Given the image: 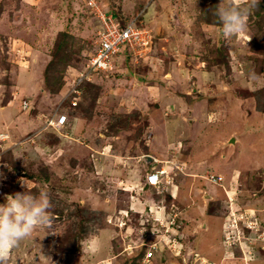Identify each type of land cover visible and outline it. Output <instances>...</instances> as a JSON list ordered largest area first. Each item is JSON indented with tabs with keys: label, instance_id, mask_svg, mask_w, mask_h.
I'll return each mask as SVG.
<instances>
[{
	"label": "rangeland",
	"instance_id": "obj_1",
	"mask_svg": "<svg viewBox=\"0 0 264 264\" xmlns=\"http://www.w3.org/2000/svg\"><path fill=\"white\" fill-rule=\"evenodd\" d=\"M87 1L0 0V204L30 191L53 205L7 264H144L153 244L149 264H264V0ZM229 6L246 28L226 38ZM96 10L149 45L121 50L72 106ZM60 113L75 120L49 125ZM163 166L164 185H146ZM230 208L253 229L227 227Z\"/></svg>",
	"mask_w": 264,
	"mask_h": 264
},
{
	"label": "built area",
	"instance_id": "obj_2",
	"mask_svg": "<svg viewBox=\"0 0 264 264\" xmlns=\"http://www.w3.org/2000/svg\"><path fill=\"white\" fill-rule=\"evenodd\" d=\"M87 4L90 8L96 6L94 0H88ZM97 16L99 17V21H101V30L98 32L99 39L97 42V48L95 50V54L93 57L89 59L86 63L85 69L78 73L75 79L72 80L70 88L67 91L66 97L71 98L72 106H77L79 97H81V90L83 83L89 82L91 78L95 77L96 75H100L103 73H107L112 70V60L114 56L117 55L121 50L127 49V51L134 50L136 47L146 48L149 45V41L147 38V33L145 30L137 28L134 24V21H129L125 25H121V23L117 20V17L114 16L112 13H103L101 11H97ZM67 123V115L60 113L55 114L49 121L48 124L53 127L61 128L65 126ZM154 162H158L154 159ZM167 164V163H166ZM168 177L167 166H163L160 169H151L146 176H145V184L150 185L154 188H159L164 185L165 179ZM210 183L215 185H221L222 181H224L223 177L220 175L209 174L207 178L205 177ZM228 194V192H227ZM231 210V217L229 218V226L227 227H237L239 223L243 225L245 228L253 229L251 224L255 223L254 221L249 220V215L246 214V217L251 222L249 225L244 216L241 214L240 216H235V211ZM239 220V221H238ZM257 220V219H256ZM225 222V223H226ZM175 225V218L172 217L171 221L169 222L168 229H171ZM173 229V228H172ZM237 229V228H236ZM168 231V230H167ZM175 246V240L172 241V245ZM156 244H153L149 247V250L145 253L143 257V263L149 264L152 261V256L154 251L156 250Z\"/></svg>",
	"mask_w": 264,
	"mask_h": 264
},
{
	"label": "clouds",
	"instance_id": "obj_3",
	"mask_svg": "<svg viewBox=\"0 0 264 264\" xmlns=\"http://www.w3.org/2000/svg\"><path fill=\"white\" fill-rule=\"evenodd\" d=\"M217 16L226 38L241 33L246 28V13L238 7L218 8ZM151 161L154 162V158ZM52 206L51 198L46 192L37 195L24 191L5 197V203L0 204V264H7L11 251L37 227L51 224Z\"/></svg>",
	"mask_w": 264,
	"mask_h": 264
},
{
	"label": "crops",
	"instance_id": "obj_4",
	"mask_svg": "<svg viewBox=\"0 0 264 264\" xmlns=\"http://www.w3.org/2000/svg\"><path fill=\"white\" fill-rule=\"evenodd\" d=\"M74 118V117H73ZM73 118H68V122L66 123L67 125L66 126H68L69 125V123H70V120H72V122L75 120V118H74V120H73ZM76 123V121L74 122V124ZM77 125H76V128H77V130H79L80 131V129H81V122L80 121H77V123H76ZM65 126V127H66ZM143 210V209H142ZM141 211V210H140ZM213 223V222H212Z\"/></svg>",
	"mask_w": 264,
	"mask_h": 264
},
{
	"label": "water",
	"instance_id": "obj_5",
	"mask_svg": "<svg viewBox=\"0 0 264 264\" xmlns=\"http://www.w3.org/2000/svg\"><path fill=\"white\" fill-rule=\"evenodd\" d=\"M230 142H234V139H231ZM146 160H147V162H150L152 160V158L151 157H146Z\"/></svg>",
	"mask_w": 264,
	"mask_h": 264
},
{
	"label": "trees",
	"instance_id": "obj_6",
	"mask_svg": "<svg viewBox=\"0 0 264 264\" xmlns=\"http://www.w3.org/2000/svg\"><path fill=\"white\" fill-rule=\"evenodd\" d=\"M85 84L82 85V87H84ZM146 253V252H145ZM145 255V254H144Z\"/></svg>",
	"mask_w": 264,
	"mask_h": 264
},
{
	"label": "bare ground",
	"instance_id": "obj_7",
	"mask_svg": "<svg viewBox=\"0 0 264 264\" xmlns=\"http://www.w3.org/2000/svg\"><path fill=\"white\" fill-rule=\"evenodd\" d=\"M33 86V84L30 85V87Z\"/></svg>",
	"mask_w": 264,
	"mask_h": 264
}]
</instances>
